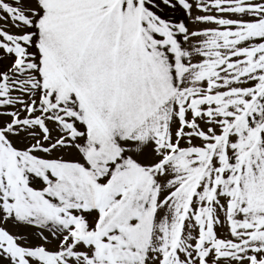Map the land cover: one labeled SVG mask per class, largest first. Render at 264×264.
I'll return each mask as SVG.
<instances>
[{
    "label": "snow or ice",
    "instance_id": "obj_1",
    "mask_svg": "<svg viewBox=\"0 0 264 264\" xmlns=\"http://www.w3.org/2000/svg\"><path fill=\"white\" fill-rule=\"evenodd\" d=\"M0 264H264V0H0Z\"/></svg>",
    "mask_w": 264,
    "mask_h": 264
}]
</instances>
